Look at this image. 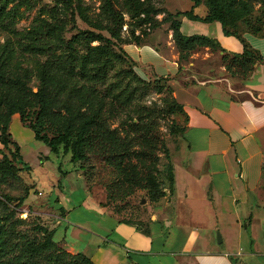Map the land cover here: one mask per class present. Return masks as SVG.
<instances>
[{"label": "crops", "instance_id": "1", "mask_svg": "<svg viewBox=\"0 0 264 264\" xmlns=\"http://www.w3.org/2000/svg\"><path fill=\"white\" fill-rule=\"evenodd\" d=\"M193 11L202 16L206 8ZM180 21L182 34L215 40L217 52L201 46L180 59L168 22L122 45L142 78L165 79L185 115L181 147L171 155L169 197L136 225L121 221L85 185L72 199L70 181L52 184L53 240L93 264H264V198L257 195L264 163V25L262 34L239 26L238 37L225 34L218 21ZM245 45L262 60L242 77L226 69L223 56L240 55ZM8 130L20 151L24 138L39 141L18 114Z\"/></svg>", "mask_w": 264, "mask_h": 264}, {"label": "rangeland", "instance_id": "2", "mask_svg": "<svg viewBox=\"0 0 264 264\" xmlns=\"http://www.w3.org/2000/svg\"><path fill=\"white\" fill-rule=\"evenodd\" d=\"M140 1L149 14V21L142 24L136 15L131 17L126 0H114L115 10L123 16L119 32L121 40L132 42L133 34L140 37L149 33L167 22L168 13L188 10L191 4L190 0ZM245 2L249 13L243 19L244 23H240L241 29L264 20V0ZM83 16L91 22L109 23L102 13V0H0V64L6 63L11 73L26 71L29 76L27 86L36 91L38 70L45 62L55 60L73 35L84 31L79 34L78 41L73 42L76 53L86 51L87 39L92 33L110 37L108 31L92 26ZM99 42L95 39L90 45ZM120 44L118 40L113 46L116 53ZM211 50L217 52V49ZM132 71L135 69L128 60H114L107 66L104 82L93 85L80 81V84L93 86L113 103L118 115L109 120L112 127L125 119L122 127L131 132L133 148L140 151L137 184L122 183L117 169L107 161V155L97 144L87 149L86 160L75 163L70 160L69 153L63 152L62 146L60 154H54L43 142H30L24 138L21 159L18 156L11 160L12 146L6 148L0 144V160L6 157L12 167L10 172L0 169V231L7 237L0 247V264H13L16 258L24 264H57L59 245L45 249L40 246L52 232L47 209L51 206L49 200L54 183L67 187L70 181L74 187L72 199L82 194L83 185L87 186L88 191L95 193L113 214L137 225L147 223L154 215L152 207L169 197L170 156L181 147L185 118L181 112L168 110L163 100L167 96L165 91L157 93L156 87H166L165 81L140 82L134 80ZM122 90L129 94L123 104L116 102V95ZM32 110L33 107H27L26 113ZM139 111L153 114L146 116L144 129L132 131L126 121L133 117L136 122ZM262 146L264 153V136ZM257 195L264 198V163L263 180Z\"/></svg>", "mask_w": 264, "mask_h": 264}, {"label": "trees", "instance_id": "3", "mask_svg": "<svg viewBox=\"0 0 264 264\" xmlns=\"http://www.w3.org/2000/svg\"><path fill=\"white\" fill-rule=\"evenodd\" d=\"M71 2V0H69ZM132 12L131 17L137 16L140 24L149 21L148 9L142 6L140 0H126ZM192 7L184 11L168 13L166 21L172 30V38L179 51V58L184 59L191 50L201 46H209L212 49L218 48V43L204 35H184L180 31V17H186L190 20L201 22L218 21L223 27L225 34H234L239 37L238 27L244 23L243 19L249 13V7L245 0H190ZM236 1V2H235ZM204 5L206 13L202 16L194 13L193 8ZM264 11V7H263ZM102 13L109 20L108 25L104 23H95L88 21L92 26L104 29L109 32L107 38L101 34L92 33L87 39L84 53H76L73 42H77L80 31L66 43L65 50L51 62H45L42 68L38 70L37 79L39 84L36 91L27 86L29 76L26 71L9 72L6 63L0 64V144L10 149L11 160L21 159L20 146L13 140L8 127L11 116L14 113L19 114L20 121L30 128L34 133V138L43 142L52 153H59L60 146L65 153L70 154L72 162L84 161L87 159V149H91L95 144L107 155V161L117 169V174L122 183L131 182L137 184L140 178L138 173V160H140V151L133 148V139L131 132L122 127L125 119L116 127H112L109 120L116 117V112L112 102L108 101L93 86L80 84L85 81L93 85L104 82L106 79L107 66L114 60L126 62L128 60L133 64L134 61L124 51L122 45L129 42L120 39V28L123 25V16L114 8V0H102ZM143 14V17L140 16ZM242 20V21H241ZM102 24V25H101ZM247 30L253 34H262L264 20L257 23ZM134 30H131L133 34ZM132 41L137 42L139 36L132 35ZM98 39L101 42L91 46V41ZM121 41L118 53L113 49L116 41ZM226 69L233 74L245 77L252 70L254 65L262 58L258 53L248 47L240 55L223 56ZM136 72V70H135ZM132 71L134 80L140 82H155L165 79L146 80L137 72ZM166 84V81H165ZM157 93L166 92L164 101L168 105L171 113L181 112L184 115L182 106L172 95V89L166 84V87L157 86ZM129 94L123 90L116 95V102L126 103ZM27 107H33L31 113H26ZM153 112L143 113L139 111L136 116V122L133 117L126 121L132 131L142 130L147 126L145 119ZM145 115V116H144ZM147 116V117H146ZM185 118V115H184ZM28 120V122H26ZM184 130L181 131V133ZM10 162L6 157L0 160V169L10 172ZM30 168L28 165H26ZM169 171V193L172 192L174 175L171 162ZM121 220V219H120ZM123 221V220H121ZM129 222V221H124ZM133 223V222H131ZM135 224V223H134ZM137 225V224H136ZM7 237L0 231V247ZM59 245L52 238V232L40 246L45 248L56 247ZM56 258L57 264H93L91 259L83 254H72L60 246ZM13 264H24L18 258L14 259Z\"/></svg>", "mask_w": 264, "mask_h": 264}, {"label": "water", "instance_id": "4", "mask_svg": "<svg viewBox=\"0 0 264 264\" xmlns=\"http://www.w3.org/2000/svg\"><path fill=\"white\" fill-rule=\"evenodd\" d=\"M142 202H144V199H142ZM217 241H221L220 236L217 237Z\"/></svg>", "mask_w": 264, "mask_h": 264}, {"label": "built area", "instance_id": "5", "mask_svg": "<svg viewBox=\"0 0 264 264\" xmlns=\"http://www.w3.org/2000/svg\"><path fill=\"white\" fill-rule=\"evenodd\" d=\"M39 194H41V192H39Z\"/></svg>", "mask_w": 264, "mask_h": 264}]
</instances>
